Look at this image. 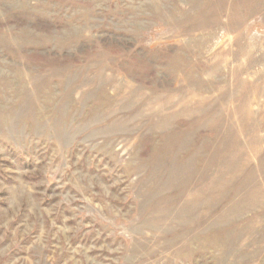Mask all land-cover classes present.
Returning a JSON list of instances; mask_svg holds the SVG:
<instances>
[{"label":"rangeland","instance_id":"rangeland-1","mask_svg":"<svg viewBox=\"0 0 264 264\" xmlns=\"http://www.w3.org/2000/svg\"><path fill=\"white\" fill-rule=\"evenodd\" d=\"M0 264H264V0H0Z\"/></svg>","mask_w":264,"mask_h":264},{"label":"bare ground","instance_id":"bare-ground-1","mask_svg":"<svg viewBox=\"0 0 264 264\" xmlns=\"http://www.w3.org/2000/svg\"><path fill=\"white\" fill-rule=\"evenodd\" d=\"M193 228V227H192Z\"/></svg>","mask_w":264,"mask_h":264}]
</instances>
